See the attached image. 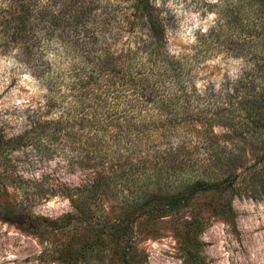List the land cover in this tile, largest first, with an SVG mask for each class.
I'll list each match as a JSON object with an SVG mask.
<instances>
[{
    "label": "trees",
    "instance_id": "trees-1",
    "mask_svg": "<svg viewBox=\"0 0 264 264\" xmlns=\"http://www.w3.org/2000/svg\"><path fill=\"white\" fill-rule=\"evenodd\" d=\"M213 8L195 52L175 54L171 13L152 0H0V51L14 53L45 91L30 130L0 128V219L43 239L42 258L145 264L139 242L170 220L197 259L206 229L193 214L197 200L210 198L232 224L235 196L264 197V0H214ZM209 52L240 61L238 74L199 86L195 64ZM64 102L67 111L45 118ZM107 102L125 108L106 110ZM57 138L79 145L91 180L25 190L12 154ZM45 195L63 196L71 211L35 214Z\"/></svg>",
    "mask_w": 264,
    "mask_h": 264
},
{
    "label": "rangeland",
    "instance_id": "rangeland-1",
    "mask_svg": "<svg viewBox=\"0 0 264 264\" xmlns=\"http://www.w3.org/2000/svg\"><path fill=\"white\" fill-rule=\"evenodd\" d=\"M152 1L171 13L170 50L175 54L195 52L199 36L214 24V0ZM205 56L195 64L199 86H218L225 79L234 78L240 70L241 62L225 53L209 52ZM44 94L14 53L0 51V128L8 136L30 130L35 117L44 112L41 111ZM68 103L44 115L45 118L52 117L54 112L53 116L67 111ZM87 104L88 109L97 108L95 102ZM102 107L120 113L125 108L118 102H107ZM78 153L79 145L71 140L57 138L53 143H36L12 154V169L14 175L22 177L18 184L25 190L40 185L38 190L50 194L57 181L72 187L91 180L90 171L79 163ZM9 190L18 199L23 196V190L15 191L12 185ZM209 202L210 198L200 199L194 206L193 214L203 216L206 222V229L197 236L200 243L194 250L197 259L189 258L181 225L166 220L157 235L139 242L140 249L148 256L145 264H264V197L235 196L232 204L236 215L232 224L217 216ZM31 208L35 214L49 218H59L71 211L69 201L60 195H45ZM46 248L43 239L0 219V264H59L41 257Z\"/></svg>",
    "mask_w": 264,
    "mask_h": 264
}]
</instances>
